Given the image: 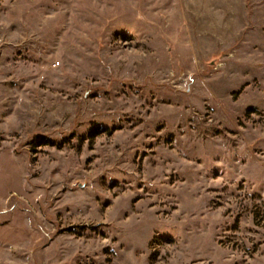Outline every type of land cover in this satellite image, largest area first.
Here are the masks:
<instances>
[{
  "label": "rangeland",
  "instance_id": "1",
  "mask_svg": "<svg viewBox=\"0 0 264 264\" xmlns=\"http://www.w3.org/2000/svg\"><path fill=\"white\" fill-rule=\"evenodd\" d=\"M0 264H264V0H0Z\"/></svg>",
  "mask_w": 264,
  "mask_h": 264
},
{
  "label": "bare ground",
  "instance_id": "2",
  "mask_svg": "<svg viewBox=\"0 0 264 264\" xmlns=\"http://www.w3.org/2000/svg\"><path fill=\"white\" fill-rule=\"evenodd\" d=\"M201 3L202 4L194 5L195 7L193 9H195V10L194 11L190 10L187 13V16L189 17V15L192 14L193 17L191 18V22L195 21L198 27H202L203 26L206 29L208 27V19L210 17H208V13L207 14L205 13L206 5L204 4V1L201 2ZM227 5H230V7L227 8L226 14H229L228 16H231V15H233V12L230 11V8L234 11V6L231 7L230 3L227 4ZM226 14H224L223 16L226 17ZM221 66H223V64H221Z\"/></svg>",
  "mask_w": 264,
  "mask_h": 264
}]
</instances>
